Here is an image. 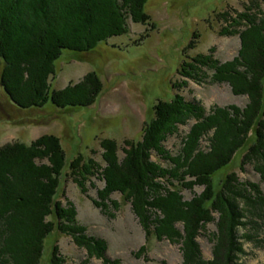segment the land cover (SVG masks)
<instances>
[{
    "label": "trees",
    "instance_id": "1",
    "mask_svg": "<svg viewBox=\"0 0 264 264\" xmlns=\"http://www.w3.org/2000/svg\"><path fill=\"white\" fill-rule=\"evenodd\" d=\"M146 1L0 0V58L4 61L0 85L4 92L22 109L42 107L49 100L61 108L92 105L102 91L96 73L54 90L49 80L55 61L63 50L88 52L112 36L127 33L128 18L148 23ZM225 15L219 14L228 22L219 34L239 36L237 54L224 62L215 59L212 51L196 54L182 63L178 73L184 80L172 88L182 87L188 79L207 77L212 83L227 84L235 95L246 96L243 108L215 106L206 114L201 105L173 93L150 107L138 141L123 140L121 159L115 139L100 140L103 167L81 154L67 162L60 139L51 134L29 145L18 142L0 147V264H41L44 240L55 227L85 249L81 264H89L93 257L103 264H120L119 259L106 256L105 240L88 234L78 223L74 204L66 199L63 205L57 199L66 168L83 193L87 191L83 182L93 175L101 178L104 186L97 190V199L91 200L102 213L112 217L109 209L120 207L111 198L118 192L130 203L147 237L180 243L181 264H234L235 253L243 252L237 237L240 227L247 228L244 239L264 249V192L258 184L240 181L234 172L224 175L218 190L212 183V175L241 150L240 166L251 162L264 181V10L255 4L235 16ZM190 120L193 123L178 153L170 154L164 140ZM205 136L208 148L202 149ZM153 155L168 165L161 166L152 160ZM194 186L203 189L184 199L180 187ZM214 212L218 214L217 238L212 258L205 259L197 238L215 219ZM249 228L255 233H249ZM144 251L143 245L136 256ZM64 263L53 246L48 264Z\"/></svg>",
    "mask_w": 264,
    "mask_h": 264
},
{
    "label": "rangeland",
    "instance_id": "2",
    "mask_svg": "<svg viewBox=\"0 0 264 264\" xmlns=\"http://www.w3.org/2000/svg\"><path fill=\"white\" fill-rule=\"evenodd\" d=\"M255 4L264 10L262 0H147L144 10L150 16L148 23H134L128 18L127 33L112 36L88 52L63 50L55 61V73L49 80L54 90L75 85L89 73H96L102 91L92 105L61 108L49 100L42 107L22 109L12 103L0 85V147L18 142L29 145L39 136L51 134L60 139L67 162L81 154L103 167L100 140L115 139L121 159L123 140L138 141L150 107L157 100L170 99L173 93L178 92L187 101L201 105L206 114L215 106L243 108L246 96L235 95L227 84L212 83L207 77L199 81L188 79L180 88H172V85L184 80L178 73L180 66L198 53L212 51L213 57L220 62L232 59L240 47L239 36L219 34L228 24L219 14L225 12V16L232 17ZM3 65L0 58V73ZM32 120L39 123L32 124ZM261 120L264 123V111ZM192 123L190 120L179 125L174 134L166 137L163 145L170 154L178 153L181 140ZM200 144L202 149L208 148L207 136ZM242 154L243 150L237 152L228 165L212 175L215 190L226 173L234 172L240 181L256 183L264 192V181L252 163L244 162L240 166ZM152 160L164 167L168 165L154 155ZM65 172L60 179L57 199L63 205L66 199L72 202L78 223L87 228L88 234L106 241L108 258H117L120 264H181V244L147 237L130 203L118 192L111 195L120 203L118 209H109L112 217L94 206L91 199H97V190L104 186L99 176L93 175L83 182L87 190L83 193L69 175L68 168ZM202 189L199 186L180 187V192L188 200ZM213 215L215 219L199 231L197 238L205 259L212 258L211 248L217 238L218 214L214 212ZM261 224L264 227V221ZM248 230L255 233L254 228ZM246 231L243 227L237 229L243 252L235 253L234 264H264V249L244 239ZM143 245L145 251L136 256ZM53 246L58 247L64 264H81L86 258L85 249L77 247L69 236L61 235L55 227L44 240L41 264H48ZM89 264H103V261L93 257Z\"/></svg>",
    "mask_w": 264,
    "mask_h": 264
}]
</instances>
